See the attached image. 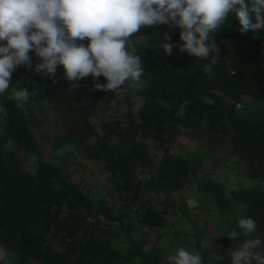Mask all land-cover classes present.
<instances>
[{
	"label": "trees",
	"instance_id": "1",
	"mask_svg": "<svg viewBox=\"0 0 264 264\" xmlns=\"http://www.w3.org/2000/svg\"><path fill=\"white\" fill-rule=\"evenodd\" d=\"M179 31L166 25L142 26L132 35L130 51L141 56L145 66L138 81L142 85L135 91L136 82L126 83L115 93L92 91L91 76L70 89L71 84L62 78V67L51 79L37 74L33 69L40 61L35 56L32 69L19 66L12 73L10 89L0 96V103L9 110L7 124L0 130V248L7 253L0 264L6 260L11 264H130L137 258L141 264H160L162 256L154 254L156 248L143 250L147 237L168 225L167 216L173 210L189 216L176 200L162 201L161 197L180 192L191 182L202 199L214 204L220 218L235 215L242 206L244 218L257 220L256 234L264 240V187L227 192L222 182L211 178L219 168L216 161L201 152L205 147L213 155L227 147L246 177L264 180V116L237 113L246 96L254 103L264 101V31L242 34L238 21L229 17L214 36L220 51L211 77L201 70L207 61L177 48L169 55L160 47L166 42L165 33L182 43ZM138 35L142 36L140 43H136ZM98 82L105 79L101 76ZM16 88L36 93L23 108H16L12 99ZM122 93L125 107L118 118H99L96 124L90 121L91 116L98 119L99 112L118 103ZM131 94L141 97L136 112ZM46 104L61 122L49 144L52 152L62 151L60 166L41 157L34 131L47 123ZM84 106L90 109L89 115L82 114ZM183 135L200 143L192 158L171 152ZM9 139L15 150L3 147ZM146 141L154 143L156 153L150 152ZM74 152L101 165L126 223L115 204L95 203L88 191L72 182L76 170H65ZM30 156L37 160L34 172L24 167ZM206 157L213 163L208 171L203 168ZM139 172L148 177L140 179ZM145 187L154 193L146 202L141 201ZM193 228L194 248L205 264H231L229 252L238 246L239 236L214 252V246L205 249L200 245L194 222ZM136 233H141L138 239ZM123 237L128 247L119 250L114 243ZM162 237L159 232L157 241Z\"/></svg>",
	"mask_w": 264,
	"mask_h": 264
},
{
	"label": "clouds",
	"instance_id": "2",
	"mask_svg": "<svg viewBox=\"0 0 264 264\" xmlns=\"http://www.w3.org/2000/svg\"><path fill=\"white\" fill-rule=\"evenodd\" d=\"M229 17L238 21L242 34L264 31V0H0V96L10 89L11 75L19 66L32 69L33 56L40 61L33 69L37 74L51 79L62 67V78L74 90L89 76L90 90L105 93L138 82L145 66L130 48L132 35L142 26L179 29L182 43L165 33L166 42L160 47L169 55L177 48L207 61L201 70L211 77L220 51L214 36ZM101 76L104 83L98 82ZM35 94L27 88L14 89L16 108H23ZM8 117V108L0 103V130ZM3 147L15 150L11 139ZM237 229L229 232V239L251 236L257 220L240 218ZM229 257L231 264H264V240L246 239ZM165 260L166 264H205L200 252L183 246L169 251Z\"/></svg>",
	"mask_w": 264,
	"mask_h": 264
},
{
	"label": "rangeland",
	"instance_id": "3",
	"mask_svg": "<svg viewBox=\"0 0 264 264\" xmlns=\"http://www.w3.org/2000/svg\"><path fill=\"white\" fill-rule=\"evenodd\" d=\"M142 84L136 82L133 87L134 90H137ZM133 100V110L134 112L138 111L141 106V97L136 94H131L130 97ZM118 103H114L113 107L108 111L99 112L98 119L91 116L90 121L93 124H96L99 121V118L102 120L110 119V118H118L124 107H125V96L124 94H120L118 97ZM244 103L241 104L237 108V113L242 117H262L264 116V101L257 103L251 102L249 97L243 98ZM47 107V118L46 125L43 128L35 129L36 136L38 138V143L40 146L41 157L46 161H53L54 163L63 164L64 161L62 158V151L54 153L51 151L49 144L51 140V135L54 133L56 129H58V125L61 123L58 119L55 112L52 110L49 104H46ZM89 115L90 109L84 106L82 110V114ZM100 131V130H99ZM146 147L150 150L152 154L156 153L155 145L152 141L145 142ZM200 143L190 135H183L178 138L176 144L173 146L171 152L177 156L183 158H192V155L198 149ZM227 147L224 149L217 151L213 155L208 153L207 148H203L201 150L202 154H206V156L210 157L213 161L215 160L217 163V167H219L216 171L211 174V178L215 181L222 182L226 191L229 190H238L241 188L246 189H254L256 186L260 185L264 187V180L260 181L258 179H252L246 177L243 172V166L239 165L234 157H231L227 152ZM206 157L204 162V171L211 170L213 167L212 161ZM205 159V158H204ZM26 164L24 167L31 172L35 170L36 157L30 156L26 160ZM21 164L23 162L21 161ZM76 170L75 173L71 176V180L73 183L79 185L84 190L88 191L89 196L95 203L106 201L108 204H115V206L119 210V218L126 223V218L123 212V208L121 203H116L117 195L113 191L112 184L108 182L106 179L105 172L101 169V165L83 159L78 153H73L72 157L69 159V163L67 165V171L72 172ZM60 174L64 176V172L60 171ZM139 178L145 180L148 176L139 172ZM200 175H197L199 178ZM197 180H195L196 182ZM180 192L174 193L170 196L163 195L161 200H173L180 203V210H184L188 213L189 216H182L180 212L172 211V215L167 216L168 225L163 230H156L151 233L149 237L146 239V245L144 246V251H151L152 248H156L154 250V254H158V256H162L160 264H166L165 257L169 251L174 249L177 246L187 247L189 250L197 251L194 248L195 239L193 237L195 229L193 228V222L196 225L200 233V245L205 249L214 246L213 251L219 248L221 245L225 244V241H228L232 244V240L228 238V234L232 230H237V222L240 218H244L243 216V208L238 207V212L235 215H227L226 218L218 217L215 214L214 204L210 201H205L202 199L201 193H199L197 186H195L194 182L186 184ZM154 193L150 191L147 187L144 188L142 200L147 201L149 196H153ZM204 201V202H202ZM202 202V203H201ZM155 204V203H153ZM205 205V207H202ZM157 209L161 210L162 206H157ZM171 211L168 208V212ZM161 232L163 233V237L161 241H157L156 235ZM99 237H105L104 234L98 232ZM141 233H136L135 236L138 239ZM240 238L237 240V244L239 245L241 242L246 239L257 237L256 231L252 233L251 236H239ZM54 248L56 250H60V245L58 243H54ZM114 247L119 250H125L128 247L127 241L123 238L118 239L114 243ZM163 250V252L161 251ZM7 253L0 248V259L3 258ZM207 258H210L208 254V250H206ZM140 259L137 258L136 261H133L130 264H141Z\"/></svg>",
	"mask_w": 264,
	"mask_h": 264
},
{
	"label": "built area",
	"instance_id": "4",
	"mask_svg": "<svg viewBox=\"0 0 264 264\" xmlns=\"http://www.w3.org/2000/svg\"><path fill=\"white\" fill-rule=\"evenodd\" d=\"M136 208H137V206H134V208H133V209H134V210H136Z\"/></svg>",
	"mask_w": 264,
	"mask_h": 264
},
{
	"label": "crops",
	"instance_id": "5",
	"mask_svg": "<svg viewBox=\"0 0 264 264\" xmlns=\"http://www.w3.org/2000/svg\"><path fill=\"white\" fill-rule=\"evenodd\" d=\"M175 212H180L179 210H175ZM172 215V214H171Z\"/></svg>",
	"mask_w": 264,
	"mask_h": 264
}]
</instances>
